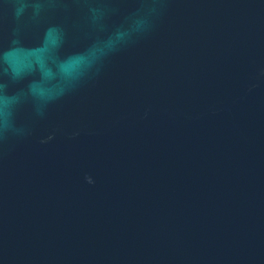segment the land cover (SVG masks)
<instances>
[{"label":"water","instance_id":"obj_1","mask_svg":"<svg viewBox=\"0 0 264 264\" xmlns=\"http://www.w3.org/2000/svg\"><path fill=\"white\" fill-rule=\"evenodd\" d=\"M80 5L99 72L43 112L5 89L0 264H264V0Z\"/></svg>","mask_w":264,"mask_h":264},{"label":"clouds","instance_id":"obj_2","mask_svg":"<svg viewBox=\"0 0 264 264\" xmlns=\"http://www.w3.org/2000/svg\"><path fill=\"white\" fill-rule=\"evenodd\" d=\"M80 6V0H0L4 37L0 40V139L14 131L9 106L14 97L6 88L42 102L43 112L50 102L99 72L102 54L116 39L70 46L69 25L53 11Z\"/></svg>","mask_w":264,"mask_h":264}]
</instances>
